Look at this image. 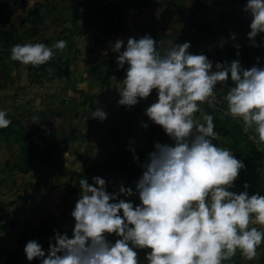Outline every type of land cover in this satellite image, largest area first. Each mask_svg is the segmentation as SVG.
I'll use <instances>...</instances> for the list:
<instances>
[{"label": "clouds", "instance_id": "clouds-1", "mask_svg": "<svg viewBox=\"0 0 264 264\" xmlns=\"http://www.w3.org/2000/svg\"><path fill=\"white\" fill-rule=\"evenodd\" d=\"M183 3L190 6L193 0ZM243 9L251 14L249 43L258 47L261 42L256 37L264 33V0H246ZM158 43L149 33L139 38L129 36L126 45L122 37L114 41L111 47L118 53L117 67L127 65L123 86H118V103L133 106L155 89L157 98L145 113L163 127L172 142H154L146 159L140 161L143 171L135 189L121 184L118 191H109L106 177L94 174L90 182L83 176L71 210L72 235L54 229L47 249L37 238L29 239L24 246L29 261L223 264L237 250L251 259L257 254V246L264 243V193L250 192L248 182L243 190H234L245 161L232 149L214 142L219 135L214 116L202 106L205 101L214 106L217 82L226 83L230 76L234 83L226 91L225 114L241 120L244 131L253 129L259 141H264V65L245 67L237 51V58L216 61L214 67L206 53L189 51L191 41H176L163 52ZM66 46L64 39L53 45L42 41L16 43L12 45L11 58L40 65L53 58L54 49ZM235 47L239 49L241 45L237 42ZM41 69L36 74H42ZM110 111L116 115L115 110L99 106L91 116L101 125ZM198 112L202 119L197 117ZM10 123L7 109L0 108V127ZM141 124L149 126L148 121L142 120ZM250 138L256 140L257 136ZM129 148L133 158L139 160L135 147L130 144ZM70 152H65L67 158ZM137 194L139 203L124 198ZM57 208L50 213H58L61 207ZM41 213L37 217L45 215ZM109 234L117 238L109 239ZM141 249L145 250L143 259Z\"/></svg>", "mask_w": 264, "mask_h": 264}, {"label": "crops", "instance_id": "crops-1", "mask_svg": "<svg viewBox=\"0 0 264 264\" xmlns=\"http://www.w3.org/2000/svg\"><path fill=\"white\" fill-rule=\"evenodd\" d=\"M82 1L86 2L82 5ZM87 1L23 0L22 6L20 3L8 6L0 16L1 32L8 30L9 23L13 22L17 25L18 33L8 44L0 40V108L11 107L7 114L14 115L22 126L29 129L30 139L34 144L31 163L26 167V171L20 172L16 166L22 164L15 157L18 156V144L15 143L17 148L5 151L3 148L9 149L14 142L0 140V183L4 182V185L10 183L5 186L6 189L11 184L13 187L19 184V189L20 187L21 189L31 188L30 194H38V190L34 189L43 187L49 191L55 181L49 170L52 169L56 173L61 171L63 177H68L71 171L78 170L77 165L81 160L91 158L107 160L112 152L111 149L116 144L111 137V133H114L111 130L115 129L120 133L125 124L121 123L125 114L131 115L132 120H135L138 125L133 131L129 130L121 135L120 140L123 139L126 142L123 145L122 141H118V145L121 144L123 149L129 148L127 140L133 136L134 130L139 133V130L146 128L139 119L147 117L145 121H150L145 108L157 98V93L154 89L147 98H141L133 106L118 103L120 98L118 86H123L121 80L126 74L125 69L117 67L118 53L111 47L114 46L113 43L118 37H122L126 45L129 36L139 38L149 33L158 40L161 52L176 41H191L189 51L206 53L213 60L214 67L216 61L227 59L230 62L233 58H237L236 53L229 59L225 56L230 49L239 51L246 47L248 50L240 53L239 56L242 64L245 67L253 64L264 65V33L256 37V40L261 42L258 47L249 43L250 38L247 32L250 30H243L234 40L225 41L222 46L221 40L214 38L219 28L216 20L223 21L232 13L243 17L251 16L242 8L241 3L217 7L212 4L207 5L209 17L215 24L209 34H204L201 29H198V24L188 22L187 14L177 12L173 5V1H176L179 6L188 9L196 0H193L190 6L183 3V0H169L161 6L139 12L126 9L127 15L121 13L124 18L120 26L115 25V22L103 23L96 13L85 20L78 18L74 21V15L78 10H83ZM35 6L41 10L42 19L33 20L31 14H28L29 9ZM205 10H202V13H205ZM118 20L120 22V19ZM66 22H69L70 26H65ZM60 39L66 40L67 46L63 49H54L56 54L53 58L40 64L47 68L49 77L42 76L37 79L35 75L37 69L33 64H25L11 58L12 45L16 43L42 41L53 45ZM237 42L241 45L239 49L235 47ZM257 57L260 59L257 60ZM54 62L58 63L57 69L60 68L58 73H55L51 67ZM30 67L33 68L32 71ZM233 83L230 76L226 83L217 82L216 94L218 93L227 101L226 91ZM99 106H108L116 111V115L112 119L105 120L103 125H97L94 117L91 116V113ZM197 117L202 119V113L198 112ZM100 135L103 137L100 138ZM3 142H5L4 146ZM163 142H172L167 133ZM94 144H100L102 147H96ZM68 150L71 152L67 158L65 152ZM100 155H104L105 158H101ZM12 166L15 168L12 169ZM28 182L34 185L27 187ZM56 191L57 188L49 192L59 195ZM24 197L28 199L27 196ZM2 208L0 213L3 212L5 222L13 223L10 210L18 212V222L21 221L22 229L38 218V213L24 214L23 218L22 211H19L20 205L17 208L8 206H5L3 210ZM36 208H41L39 203ZM13 230V232L4 233L6 236H3L4 244L0 246V264L5 262L4 249L12 246L14 238L20 233L18 228L14 227Z\"/></svg>", "mask_w": 264, "mask_h": 264}, {"label": "trees", "instance_id": "trees-1", "mask_svg": "<svg viewBox=\"0 0 264 264\" xmlns=\"http://www.w3.org/2000/svg\"><path fill=\"white\" fill-rule=\"evenodd\" d=\"M165 1L169 2V0H88L83 10H78L76 12L73 20L75 21L78 18L85 20L91 14L96 13L103 23L112 24L115 22V25L120 26V23L123 22L124 18L122 14L127 15L126 9L130 10L131 12H139L148 8L161 6L162 3H166ZM22 2L23 0H0V16L4 13V11L7 10L6 8L8 6L18 5V3H20L22 6L24 4ZM237 2L241 3L243 8L246 0H196L188 9L179 6L176 1H173V5L177 12L181 14L184 13L185 15L187 14L188 22L191 21L192 24H198V29H201L204 34H209L215 23L209 17L210 12L208 13L209 7L207 5L212 4L213 6L217 7L220 5H233ZM204 9H206L205 13H202V10ZM40 11L41 10L39 7L35 6L29 9L28 14H31L33 20H39L42 19L40 17ZM118 19H120V22ZM250 20L251 16L243 17L237 13L229 14L223 21L216 20V25L218 24L219 28L215 33V40H234L232 33H236V36H238L243 30H250ZM9 24L10 28L8 30L5 32L0 31V40L5 44H8L9 41H12L15 35L18 34L16 23L10 22ZM227 44L230 45V43ZM247 50L248 49L246 47L242 48L239 50V53ZM237 51L238 50L230 49L229 52L225 54V56L229 59ZM34 67L37 70H39L41 67V70H43L42 74H35V72H33L37 79L46 75L43 65H40L39 68L36 67V65H34ZM51 67L54 69L55 73H58L60 68L57 69V62L52 63ZM126 67L127 66H125L123 69H126ZM32 70L33 68H30V71ZM216 95L220 101V107L222 110H216L210 104L202 103L203 109L209 113H212L214 116L216 125L215 130L219 134L218 137L215 138L214 142L222 147H228L232 149L234 154L238 158L243 159L246 164V167L240 170V174L235 181L236 187L234 190H243L244 183L248 182V190L250 192L260 191L264 193V141H259L258 134L254 133V131H244L243 122L241 120L233 118L230 114L226 115L227 101H225L218 93ZM104 108L107 110L110 109L108 106H105ZM7 115L10 117L11 123L7 127H0V140L12 141V139H15V142H18L19 140L14 138V135L25 138L26 144L22 145L21 150L19 149L20 153L22 154L21 158L24 159L19 162L22 165L18 163L19 166H16L17 170L24 172L27 169L26 167L31 163L30 158L32 157V147L34 144L30 139L31 134L29 131L25 130L24 126L20 125L19 120L14 115ZM113 116H115V113L110 111V114L105 120L107 121V119H112ZM147 119L148 118L146 117V119L142 118L139 120L145 121ZM121 123L125 124L123 125L120 133L115 129L111 130L114 132L113 134L110 132L111 137L116 141V144L114 148L111 149L112 152L109 154V158L107 160H93L90 162V166L87 169L84 168L80 172L75 170L71 171L65 182L56 183L53 181L54 184L50 186L49 191H53L57 188L59 192L62 193V195L59 196V198H61V204H58V207H61L60 211L58 213H53L48 217H44L42 220L38 219L33 224H28L26 229L24 228L20 234L14 238V244L4 249L6 254L4 264H39L38 258L33 259L32 261H29L26 258L24 246L29 239L37 238L40 242H42L43 247L47 249L49 247L48 238L53 235L54 229H59L61 232L67 231L70 236L72 235L74 218L68 214V212L74 207L75 201L78 199L80 193L79 181L83 176H87L90 182H92L91 177L94 174H100L106 177L107 189L109 191H118L121 184L125 186H132L135 189V183L143 171L140 166V161L146 159V154L153 149L155 141L159 140L163 142L164 138L166 137V132L161 125L152 122L151 120L148 122L149 126L139 130V133L134 130L133 136L131 137L133 140L129 139L127 142L129 145L132 144L135 147L136 153L139 154V160H136L133 158V152L130 150V148H127L126 150L123 149L121 144L118 145V141H122L124 145L126 140H120L121 135L125 132H128L129 130L133 131L138 123L136 124L135 120H132V117L129 114L124 115V119ZM103 124H105V121L101 125ZM251 135H256L257 139H251ZM139 137L141 139H139ZM136 139L139 140L135 141ZM23 140L24 139H22V141ZM13 168L15 167L12 166V169ZM26 185L29 187L34 184L28 182ZM121 196H123L122 193ZM124 198L132 199L136 203L140 202L138 194ZM23 199L25 202L27 198L24 197ZM22 203V201L19 202V205L22 206ZM64 217H67L69 222L72 223H69V226L72 227L68 228L67 230H63L61 225L56 224V222L59 223L63 221ZM3 219L4 214L1 212L0 229H2L7 224V222H5ZM10 225H13V223H10ZM256 226L260 227L258 225ZM108 238L114 240L117 237L115 234H109ZM258 247V263L264 264V243ZM144 252V249L139 250L141 259H143ZM245 260L246 257L242 255L239 250H237L236 254L225 258L223 264H244Z\"/></svg>", "mask_w": 264, "mask_h": 264}, {"label": "rangeland", "instance_id": "rangeland-1", "mask_svg": "<svg viewBox=\"0 0 264 264\" xmlns=\"http://www.w3.org/2000/svg\"><path fill=\"white\" fill-rule=\"evenodd\" d=\"M85 2L82 1V5ZM64 25L65 26H70V23L69 22H66V24H64ZM10 99L11 98H9V100ZM10 110H11V107H8L7 108V113L10 112ZM25 130L29 131V129H26V128H25ZM101 137H103V136L100 135V138ZM14 138H16L19 141L18 142H15L16 140L15 139H12L11 142H14V143H12V145H10L9 149H7L5 147V148H3V150L10 151V150H13L14 148H17L15 146V143L18 144V148L21 150L22 145L26 144L24 137H20V136L14 135ZM22 139H24V140L22 141ZM4 145H5V142H3V146ZM94 146H96V147H102L100 144H94ZM153 147H154V145H153ZM84 149H86V148L84 147ZM20 150H18V156H15V157H17V161H22L24 159V158H21L22 157V154L20 153ZM100 156H101V158H105L104 155H100ZM90 160L93 161L94 159L91 158ZM89 166H90L89 161H87L86 159H84V160H81L79 162V164L77 165V168H78V171H82L85 167H89ZM1 170H3V167H1ZM49 171L53 174V176H54L53 178H54V180H55L56 183L65 182L67 180V176L66 177H63L61 171H59L58 173L54 172L52 169L49 170ZM51 180H52V177H51ZM8 184H10V183H6V185H8ZM3 185H4V182H2V184L0 183V187H1V189H0V210H1V207H3L2 208V210H3L5 206L17 208V204L22 201L23 202L22 203L23 205L21 206V210H19V211L20 212L22 211V214L21 215L23 216V218L25 217L24 214H27V215L28 214L29 215H32V214H35V213L42 214L41 212L43 211V212H45V215H43L41 218H40V215H39V217L37 218V219L42 220L43 217H48V215H52L50 213V211L52 209H53V211H54V209L55 210L58 209L57 208L58 207V204L61 202L60 198H58V197L61 196L62 193H60L58 189H57L56 193L59 194V195H56L54 193H50L44 187L43 188L34 189V190H38V192H39L38 194H35V193H31L30 194L29 192L32 191L31 188L21 189V187H20V189H19V186H20L19 184L17 186H15V187H13V184H11V186L8 189H6L5 188L6 185H4V186ZM62 188H63V186H62ZM25 190H26V192H25ZM25 195L28 197V199L24 202V199L23 198H24ZM37 203H39V205L41 206L40 209H37L36 208ZM31 210H36L37 212H34V211L32 212ZM71 210L68 212V214H70V215H71ZM29 211H31V213H29ZM46 211H48V212L46 213ZM10 212L12 213L11 215L13 216V225H10V221H8L7 222V226H5L2 229H0V246H2V243L4 244V237L3 236H6V234H4V233L13 232L14 231L13 230L14 227L20 229V232L23 230L22 229V225L20 224L21 221L18 222V212L17 213L16 212H12V210H10ZM64 219H63V221H61L59 223L56 222V224L61 225V227L63 228V230H67L68 228H70L72 226H69V223L70 222H69V219L67 217H64ZM70 224H72V223H70ZM258 226H260V225H258ZM25 229H26V227H25ZM258 248L259 247L257 246V254L254 257H252L251 259H249V258L246 257V260H245L244 264H259L258 263V252H259V249ZM143 258H144V254H143Z\"/></svg>", "mask_w": 264, "mask_h": 264}, {"label": "built area", "instance_id": "built-area-1", "mask_svg": "<svg viewBox=\"0 0 264 264\" xmlns=\"http://www.w3.org/2000/svg\"><path fill=\"white\" fill-rule=\"evenodd\" d=\"M202 103H208L207 101H205V102H202ZM209 104V103H208ZM211 106H213L212 104H210ZM214 109H216V110H222V108L220 107V101H219V99L217 98V95L215 96V104H214Z\"/></svg>", "mask_w": 264, "mask_h": 264}]
</instances>
